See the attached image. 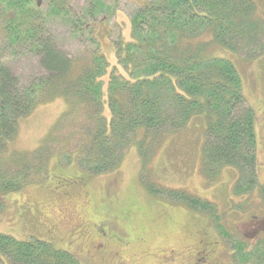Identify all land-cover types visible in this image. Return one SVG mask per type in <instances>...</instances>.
<instances>
[{"label": "trees", "instance_id": "trees-1", "mask_svg": "<svg viewBox=\"0 0 264 264\" xmlns=\"http://www.w3.org/2000/svg\"><path fill=\"white\" fill-rule=\"evenodd\" d=\"M44 1L47 9L42 13L39 0H0L2 37L14 50L27 46L42 69L39 77L23 85L0 64V198L47 177L53 155L61 166L74 160L81 172L101 174L117 171L132 144L141 156L152 157L168 137L164 146L170 151L173 143L188 139L175 140L173 135L202 116L199 171L205 184H215L222 169L229 168L236 173L234 196L256 190L264 200V185L257 180L254 112L233 64L213 53L215 48L248 58L264 53V19L253 0H135L130 40L112 42L117 65L126 76L109 67L101 42L88 59H72L44 31L49 16L66 18L73 29L85 28L86 20L106 13L101 0H93L81 15L69 19L67 0ZM90 33L95 34L91 40L97 38L96 31ZM58 97L65 101L64 112L44 140L32 150L13 148L10 142L21 119ZM140 164L142 182L143 158ZM145 186L216 217L211 202L178 189ZM216 230L229 242L235 264H264V233L249 244L231 237L220 223ZM3 260L80 264L73 254L44 240H18L0 233Z\"/></svg>", "mask_w": 264, "mask_h": 264}, {"label": "rangeland", "instance_id": "rangeland-1", "mask_svg": "<svg viewBox=\"0 0 264 264\" xmlns=\"http://www.w3.org/2000/svg\"><path fill=\"white\" fill-rule=\"evenodd\" d=\"M101 1L107 7L106 13L86 20L85 28L73 29L66 18L49 16L44 31L72 59H88L101 42L100 51L109 67H116L126 76L117 65L112 42L130 40L129 19L137 3ZM253 1L264 19V0ZM92 3L67 0L66 17L81 15ZM39 7L45 13L46 1L39 0ZM90 31H96V39H90ZM213 53L233 64L243 96L254 112L257 180L264 185V53L253 58L224 48H215ZM0 64L23 85L42 74L37 55L24 44L14 50L1 33ZM107 77L108 73L104 82ZM64 104V99L58 97L38 105L21 119L10 145L24 150L36 148L64 112ZM198 117L192 122L186 142L173 143L167 151L166 137L165 146L152 157L141 156L137 145L132 144L117 171L87 174L76 167L74 160L61 166L57 155L51 156L47 177L0 198V233L18 240H44L55 249L70 252L80 264H235L229 242L216 230L217 223L234 239L253 244L252 239L264 232V200L256 190L234 196L236 173L229 168L222 169L215 184H205L199 171L204 125ZM142 158L145 168L141 182ZM144 183L153 188L178 189L211 202L216 217L211 219L203 211L156 195ZM198 251H206L205 262L199 260ZM0 264L8 263L3 260Z\"/></svg>", "mask_w": 264, "mask_h": 264}, {"label": "crops", "instance_id": "crops-1", "mask_svg": "<svg viewBox=\"0 0 264 264\" xmlns=\"http://www.w3.org/2000/svg\"><path fill=\"white\" fill-rule=\"evenodd\" d=\"M199 118V121L202 123V125H204V120H203V118L202 117H198ZM195 120V118H193V119H191V121L189 122V124H188V126H187V128L184 130V131H182V132H179V133H176L175 135H173V138L175 139V140H177V139H183V138H187V137H189V135H190V133H191V131H192V122Z\"/></svg>", "mask_w": 264, "mask_h": 264}, {"label": "flooded vegetation", "instance_id": "flooded-vegetation-1", "mask_svg": "<svg viewBox=\"0 0 264 264\" xmlns=\"http://www.w3.org/2000/svg\"><path fill=\"white\" fill-rule=\"evenodd\" d=\"M263 233H264V232H263ZM259 234H260V232L258 233L257 236H259ZM257 236L254 237L252 240H254L255 238H257ZM206 244H207V242H206ZM199 250H201V249H199ZM198 252H199V260L205 262V259H206V257H207L206 251H198Z\"/></svg>", "mask_w": 264, "mask_h": 264}]
</instances>
